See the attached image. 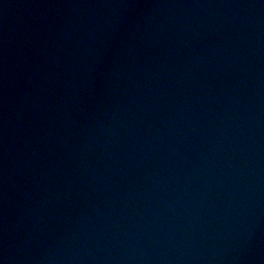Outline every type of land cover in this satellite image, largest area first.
I'll return each mask as SVG.
<instances>
[{
	"label": "water",
	"instance_id": "1",
	"mask_svg": "<svg viewBox=\"0 0 264 264\" xmlns=\"http://www.w3.org/2000/svg\"><path fill=\"white\" fill-rule=\"evenodd\" d=\"M0 264H264V0H0Z\"/></svg>",
	"mask_w": 264,
	"mask_h": 264
}]
</instances>
